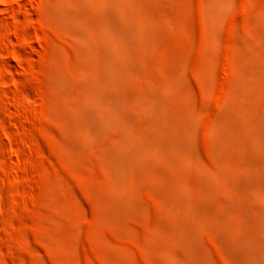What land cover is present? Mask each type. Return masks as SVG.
I'll return each mask as SVG.
<instances>
[{
    "label": "rangeland",
    "instance_id": "obj_1",
    "mask_svg": "<svg viewBox=\"0 0 264 264\" xmlns=\"http://www.w3.org/2000/svg\"><path fill=\"white\" fill-rule=\"evenodd\" d=\"M0 264H264V0H0Z\"/></svg>",
    "mask_w": 264,
    "mask_h": 264
},
{
    "label": "bare ground",
    "instance_id": "obj_2",
    "mask_svg": "<svg viewBox=\"0 0 264 264\" xmlns=\"http://www.w3.org/2000/svg\"><path fill=\"white\" fill-rule=\"evenodd\" d=\"M3 1H4V3H5V2H8V3H9V2H12V0H3Z\"/></svg>",
    "mask_w": 264,
    "mask_h": 264
}]
</instances>
